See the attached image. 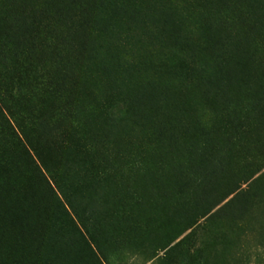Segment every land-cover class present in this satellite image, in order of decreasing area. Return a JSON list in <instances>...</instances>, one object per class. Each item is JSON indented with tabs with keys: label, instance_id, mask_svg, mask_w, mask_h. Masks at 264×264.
<instances>
[{
	"label": "rangeland",
	"instance_id": "obj_1",
	"mask_svg": "<svg viewBox=\"0 0 264 264\" xmlns=\"http://www.w3.org/2000/svg\"><path fill=\"white\" fill-rule=\"evenodd\" d=\"M184 1L0 0V264H264V0Z\"/></svg>",
	"mask_w": 264,
	"mask_h": 264
},
{
	"label": "trees",
	"instance_id": "obj_2",
	"mask_svg": "<svg viewBox=\"0 0 264 264\" xmlns=\"http://www.w3.org/2000/svg\"><path fill=\"white\" fill-rule=\"evenodd\" d=\"M192 1L193 0H186V1H184L183 3H182V6H181V11H182V13H183V15L187 18V19H189V20H191V21H198V15H197V13L195 12L192 16H191V10L193 9V6H192ZM131 4L133 5V6H137V5H135V4H137V3H135V2H131ZM139 16H143V14L141 13V11L140 10H136L135 11ZM184 17V18H185ZM186 19V20H187ZM195 19V20H194ZM237 19H238V17H237ZM236 18H234V22H235V20H237ZM114 70H115V72H121V73H124V71H127L128 70V61H124V62H118L117 63V65H116V67H114ZM90 146H93V147H96L97 146V143L98 142H100V139H98L96 136H91L90 137ZM3 162V158L2 157H0V168H1V163ZM37 177V176H36ZM35 177V178H36ZM40 180H38V182H39ZM42 187H43V190H48V187H47V185H45L44 183L42 184ZM64 187H66L65 185L63 186V188ZM63 188L62 189H60L62 192H63ZM8 190H10V188H8ZM89 238H90V240L93 242V243H95L96 244V238L92 235V234H89ZM17 264V263H16ZM18 264H21V263H18Z\"/></svg>",
	"mask_w": 264,
	"mask_h": 264
}]
</instances>
